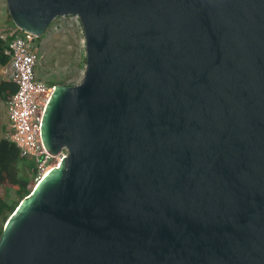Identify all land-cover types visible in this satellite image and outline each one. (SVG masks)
Masks as SVG:
<instances>
[{
	"label": "water",
	"instance_id": "obj_1",
	"mask_svg": "<svg viewBox=\"0 0 264 264\" xmlns=\"http://www.w3.org/2000/svg\"><path fill=\"white\" fill-rule=\"evenodd\" d=\"M41 37L78 15L86 70L53 86L58 165L0 264H264V0H7Z\"/></svg>",
	"mask_w": 264,
	"mask_h": 264
},
{
	"label": "built area",
	"instance_id": "obj_2",
	"mask_svg": "<svg viewBox=\"0 0 264 264\" xmlns=\"http://www.w3.org/2000/svg\"><path fill=\"white\" fill-rule=\"evenodd\" d=\"M69 27L77 28L84 35L83 25L78 15L56 18L49 27V33ZM10 36H12L11 50L7 52L10 55V61L3 71V77L15 83L17 90L6 101L5 137L17 145L25 158L38 164L35 177L37 183L49 171V168L59 164L66 155V150L53 155L46 149L42 140L45 107L53 87L44 83L37 73L39 62L37 37L17 26L11 30ZM85 44L83 39V45Z\"/></svg>",
	"mask_w": 264,
	"mask_h": 264
},
{
	"label": "rangeland",
	"instance_id": "obj_3",
	"mask_svg": "<svg viewBox=\"0 0 264 264\" xmlns=\"http://www.w3.org/2000/svg\"><path fill=\"white\" fill-rule=\"evenodd\" d=\"M7 9V0H0V35L9 41L11 30L6 28L5 18L1 16V13L6 14ZM11 22L14 24L12 20ZM49 27L41 37L36 39L39 51L37 69L39 78L48 85L81 83L86 70V44L83 45L85 36L74 27L50 33ZM6 120V102L0 100V139L5 137ZM35 183L36 179L33 183L31 182V189ZM8 200L10 201L9 198Z\"/></svg>",
	"mask_w": 264,
	"mask_h": 264
},
{
	"label": "trees",
	"instance_id": "obj_4",
	"mask_svg": "<svg viewBox=\"0 0 264 264\" xmlns=\"http://www.w3.org/2000/svg\"><path fill=\"white\" fill-rule=\"evenodd\" d=\"M8 16L12 20L9 12ZM8 40H4L0 35V64L3 66L10 61V55L7 52L11 50L12 36ZM16 90L15 83L10 80H2L0 82V100L6 102ZM37 172L38 164L25 158L15 143L6 137L0 139V237L8 218L32 191L30 184L35 181Z\"/></svg>",
	"mask_w": 264,
	"mask_h": 264
},
{
	"label": "crops",
	"instance_id": "obj_5",
	"mask_svg": "<svg viewBox=\"0 0 264 264\" xmlns=\"http://www.w3.org/2000/svg\"><path fill=\"white\" fill-rule=\"evenodd\" d=\"M2 15L5 18L6 28L7 29H10V30L14 29L16 26L14 24H12L11 20L9 19L8 12H6V14L5 13H1V16ZM1 38L4 39V37H2V36H1ZM4 40H6V38ZM7 65H4L3 66V65L0 64V74H1L0 75V80H3L4 79V77H3V71H4V69L6 68ZM4 80H6V79H4ZM6 125H7V120H6L5 128H6ZM4 132H5V130H4Z\"/></svg>",
	"mask_w": 264,
	"mask_h": 264
},
{
	"label": "bare ground",
	"instance_id": "obj_6",
	"mask_svg": "<svg viewBox=\"0 0 264 264\" xmlns=\"http://www.w3.org/2000/svg\"><path fill=\"white\" fill-rule=\"evenodd\" d=\"M51 168H49L48 170H50Z\"/></svg>",
	"mask_w": 264,
	"mask_h": 264
},
{
	"label": "flooded vegetation",
	"instance_id": "obj_7",
	"mask_svg": "<svg viewBox=\"0 0 264 264\" xmlns=\"http://www.w3.org/2000/svg\"><path fill=\"white\" fill-rule=\"evenodd\" d=\"M39 49H40V47H39Z\"/></svg>",
	"mask_w": 264,
	"mask_h": 264
}]
</instances>
